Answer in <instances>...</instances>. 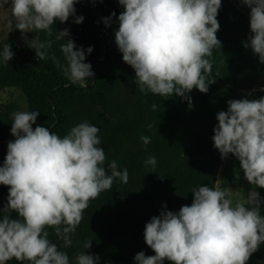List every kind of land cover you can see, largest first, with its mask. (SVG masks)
<instances>
[{
  "label": "clouds",
  "instance_id": "9594fccd",
  "mask_svg": "<svg viewBox=\"0 0 264 264\" xmlns=\"http://www.w3.org/2000/svg\"><path fill=\"white\" fill-rule=\"evenodd\" d=\"M81 0H0V7L10 3L15 28L22 35L45 32L51 36L52 25L59 21L81 24L83 15H76ZM93 3L96 0H92ZM103 2V0H100ZM119 14L115 43L123 62L135 71L134 83L142 93L161 97L173 95L188 101L194 88L207 93L215 83L212 76L213 49L222 47L216 33L221 0H118ZM249 11L250 34L242 46L251 49L264 64V0H240ZM113 12L102 18L111 26ZM24 39L28 40L24 35ZM63 40L61 52L66 66L51 58L73 85L88 87L94 78L92 65L86 62L93 47L77 46L68 28L56 32ZM30 48L41 59L42 49L50 42L38 37L28 40ZM5 64L14 57L12 46L5 43L0 50ZM264 92V87L259 89ZM255 91V89L253 90ZM155 110L156 105H152ZM38 111H17L12 114L10 133L14 140L7 144V154L0 166V185L8 186L7 202L0 208V264L15 260L21 264H70L66 252L49 240L47 228H53L71 245L70 234L83 220L89 201L111 189L114 180L127 183V169L118 170L115 160L104 165L105 150L100 129L87 121L73 126L63 137L48 127L36 125ZM213 146L221 159L231 154L239 161L246 181L255 186L247 197L241 194L233 203L230 189L207 184L192 189L191 205L178 212L163 205L158 216L144 226V241L154 255L143 251L134 256L135 264H247L264 244V197L256 188L264 189V96L258 99H230L227 110L216 114ZM151 128V125H149ZM147 145L150 137L142 135ZM146 166L156 167L149 156ZM150 173V172H149ZM13 213L16 218H13ZM85 251L76 256V264H99V255Z\"/></svg>",
  "mask_w": 264,
  "mask_h": 264
},
{
  "label": "trees",
  "instance_id": "16d2710c",
  "mask_svg": "<svg viewBox=\"0 0 264 264\" xmlns=\"http://www.w3.org/2000/svg\"><path fill=\"white\" fill-rule=\"evenodd\" d=\"M221 2L216 35L222 47L213 49L209 58V79L214 78L215 83L210 84L206 94L195 88L188 94L192 107L175 95L166 98L140 92L134 83V69L123 62L115 43L117 18L124 10L118 0H81L75 5L76 15L84 17L81 24L73 23L70 17L65 23L56 21L51 36L43 31L29 32L28 40L38 37L41 42L51 43L50 48L42 49L47 52L45 59L36 56L28 40L23 47L14 37L0 43V50L9 43L14 53L9 63L2 62L0 90L15 88L23 92L30 111L40 113L33 128L48 127L63 137L73 126L87 121L100 129L108 174L111 170L107 165L112 160L117 162L118 170L127 169L129 174L126 184L116 179L111 189L89 201L83 220L70 234L69 247H64L53 228L46 229L49 240L68 254L70 264H76V256L85 251L83 244L88 240L92 246L87 251L99 255V264H135L134 256L140 251L154 255L144 241V226L151 217L158 216L165 204L174 212L191 205L195 187L217 186L223 160L212 141L218 123L216 114L227 110L228 100L248 98L264 73V64L251 49L242 46L250 34L249 16L232 0ZM113 12L116 16L106 27L102 18ZM64 28L69 29L78 47H93L86 62L92 65L95 76L88 79L86 88L73 85L51 58L54 55L66 66L60 48L64 41L56 39V32ZM12 122L9 110L0 112V166L7 154L8 143L3 140L11 134ZM142 135L150 137L149 144L141 141ZM149 156L157 160L154 169L144 163ZM257 191L264 194V189ZM7 196L8 186L0 185V208ZM253 256L264 260V244ZM8 264L21 262L12 260Z\"/></svg>",
  "mask_w": 264,
  "mask_h": 264
},
{
  "label": "rangeland",
  "instance_id": "374dc122",
  "mask_svg": "<svg viewBox=\"0 0 264 264\" xmlns=\"http://www.w3.org/2000/svg\"><path fill=\"white\" fill-rule=\"evenodd\" d=\"M232 1L249 16L250 9L247 6L241 4L240 0ZM11 19L12 13L10 3L4 7H0V43H4L9 38L14 37L17 39L18 46L23 47L27 43V40L24 39V35L28 38L29 32L22 35L21 31L15 28L14 21L11 26L9 25ZM2 62L3 59L0 57V69ZM262 87H264V73L260 82L255 87V91L251 92L248 99H258L261 96H264V92L259 90ZM7 110L10 111L11 115L17 111H30L28 100L21 90L15 88L0 90V112ZM10 140H14V137L11 134L5 138L3 142L8 143ZM234 159L236 158L230 154L227 159L223 160L217 181V186L221 189H223L225 185L227 187L226 189H230L232 193L230 198L233 200V203L240 198L241 194L247 197L249 191L254 188V186L250 185L244 178V173L241 171L242 169L237 167L235 169L230 168ZM229 181H231V183ZM259 194L261 197H264L262 192H259Z\"/></svg>",
  "mask_w": 264,
  "mask_h": 264
},
{
  "label": "crops",
  "instance_id": "0c3cea01",
  "mask_svg": "<svg viewBox=\"0 0 264 264\" xmlns=\"http://www.w3.org/2000/svg\"><path fill=\"white\" fill-rule=\"evenodd\" d=\"M240 168V165H239V161L238 159H234L231 163V166L230 168L231 169H235V168ZM241 169V168H240ZM242 171V170H241ZM231 183V181H229ZM235 182V181H234ZM255 187V186H254ZM259 188L256 189V191L258 190ZM247 264H264V260H259L257 258H255L253 255L250 257V259L247 261Z\"/></svg>",
  "mask_w": 264,
  "mask_h": 264
}]
</instances>
